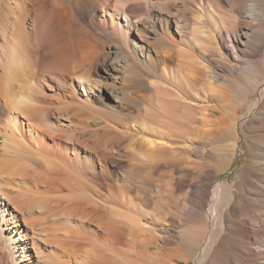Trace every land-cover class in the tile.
<instances>
[{
	"label": "bare ground",
	"instance_id": "bare-ground-1",
	"mask_svg": "<svg viewBox=\"0 0 264 264\" xmlns=\"http://www.w3.org/2000/svg\"><path fill=\"white\" fill-rule=\"evenodd\" d=\"M120 77L155 94L156 134L104 127L115 149L78 117ZM0 112L5 264H264V0H0ZM219 133L228 154L207 161L195 134ZM237 152L236 180L214 184ZM145 172L170 192L148 224L116 183Z\"/></svg>",
	"mask_w": 264,
	"mask_h": 264
},
{
	"label": "rangeland",
	"instance_id": "rangeland-1",
	"mask_svg": "<svg viewBox=\"0 0 264 264\" xmlns=\"http://www.w3.org/2000/svg\"><path fill=\"white\" fill-rule=\"evenodd\" d=\"M120 79L123 80L124 78H121L120 77ZM120 79L117 80V90H118L117 91V93H118L117 97H119V98H116L115 100H113V99L110 98L107 101V103H106L105 106H100L99 108L98 107H95V108L93 107V112L91 110L88 111L87 109H84V110H82V112L80 111L81 112V115L78 117V118H80V119H78L80 122H83L85 124V126L90 127L89 129L96 130V131H98L100 133V134L98 133L99 135L96 136L97 138H100L101 139V136L103 135V137L105 138V140H108L107 141V145L114 146L113 148H115V149H117V147H116L117 144H115V141L116 140H114L111 137V134L109 133L108 129L106 130L107 132H103L102 129H104V127L107 128V126H108V128H111L113 126L114 127H117L118 126L117 129L119 128V131H121V133H124V132L125 133L126 132L127 133H132V134L134 133L133 136H135V138H139L140 137L142 139H144L145 137H149V136H150V138L151 137L153 138V135L156 134V132L152 131L148 127H147L148 129L145 128L144 125H143V124H148V122H149L148 119H151L152 118L153 120H155V118H153L152 116H149L150 117L149 118L147 116L148 114L145 113V110L150 109L148 111H151V108L152 107H153L152 110L153 111H156V107L155 106L158 105V104L156 103L157 100L155 101L153 99L154 96H155V94L152 91H147V89L145 90L142 87L141 88L140 87H134V88H132V86L129 85L130 83H128V80L127 79H124L123 81L120 80ZM228 86L229 85H227V86L226 85L225 86L222 85L221 86L222 88H220V91L222 89V92H223V95H224L223 96V99L225 100V102H226L225 104H227V105L230 104L229 102H231V100L233 98V93H232L233 92V89H230V86L229 87ZM137 90L140 91V92H141V90H143V91L140 93ZM80 91L82 92L81 89H80ZM135 91L137 92V95L136 96H134V94L136 93ZM132 92L133 93L135 92V93L133 94ZM121 93H122V95H120ZM147 93L149 95H150V93L152 94V95H150V97L153 96L152 99H150L147 96ZM132 94L134 96V99H133ZM138 94L141 95V96H139V98L136 99L137 96H138ZM144 95L147 96L148 102L145 101L146 97ZM85 96L86 95L83 94L82 97H85ZM142 96L145 97L144 100H142L143 98L141 99ZM121 97L124 99V101L122 100ZM131 99H133V100H131ZM135 100H138V103ZM151 100H152L153 103H155L154 105L152 104V102L151 103L149 102ZM253 100H254V97L253 96L250 97V100L249 101L251 102ZM142 101H144V102H142ZM137 104H138V106H137ZM149 104H150V108H149ZM208 105H210V104H208ZM181 111H182V109H181ZM243 112L246 113V109H244ZM95 113H96V115H95ZM97 113H99V114H97ZM185 113H186V111H184V113H182V114H185ZM177 114L178 113H176L175 116H174L175 121H174V118H172L173 119L172 120L173 125H175L179 130L180 129L181 130L183 129L182 132L185 135L186 134L187 135L189 134V135H191L193 137L194 136L193 133H195V132L193 131V129H191V127L189 126V124H187V122H190L189 120L187 121L188 118L185 119L181 115L182 117L180 116V119L182 118L181 120H183V121H181L182 122L181 123L180 122V119H179V117H178ZM176 115H177L178 118L176 117ZM179 115H180V113H179ZM185 115H187V114H185ZM0 117H1L0 118V124H1V122L4 121L2 112H0ZM217 117H219V116L217 115ZM177 119H179V120H177ZM138 123H139V125H138ZM178 123H179V125H178ZM131 124L132 125H135V126H139V128L136 129V130H134L135 132L134 131L133 132L132 131H126L127 127L130 126ZM183 127H185L186 129L183 128ZM0 130L2 131L3 130V127H1ZM152 133H154V134H152ZM104 135H106V136H104ZM194 140L196 141V143H195L196 145H198V146L199 145L200 146L202 145L201 148H200V151H204V157H207V161H209L211 159L213 160L214 158L217 159L218 157H216V156L225 157L228 154L227 148H225L226 147L225 146L226 145V142H225L224 136L222 134H220V133L219 134H215L214 136H203V135H200L199 134L197 136V138H196V134H195ZM129 144L131 146V143H129ZM129 144H128V146L127 145H122L121 147H119L120 148L119 149L120 150V154L122 153L121 154L122 156L119 157L118 159H120V160H131L133 158V157L131 158V153H130L132 146L134 148L138 149L140 147V145H139V143H135L134 142L133 145L130 147ZM196 145H194V147H196ZM220 145H222L223 147L220 146ZM203 147H204V149H203ZM198 153H199L198 152V149L195 151V148H194V151L192 153H186V154L184 153V154L187 157H190V159L192 161H195L196 160L195 155H197ZM180 162H182V161L180 160ZM244 163H245V154H243V153L242 154H239V152H237L236 156L233 158V160L230 163L229 167L227 169H225L224 171H222V172H220V173H218V174H216L214 176V178H213L214 184H217L219 182L220 183H226V184L227 183L234 182L236 180V178H237V175H238L239 171H241ZM120 171L121 170H118L117 172L120 173ZM138 176L139 177H136L134 179L127 178L129 180H126L125 177H124L125 179L123 178L124 180L122 179V177H118L117 180H116L117 181L116 183L118 184L119 181L120 180L121 181L119 183L120 185L119 184L118 185L116 184V185H117L118 188H119V186L123 185V191L124 192L122 193V204H123L124 207H127L128 209H130V212L128 214L130 216H132V217H134V216L136 217L137 216L138 218H141L145 224H148L150 222L149 215L152 214V212H154V208L158 209V208H161L159 206H164V208H166V210H169V208H170V204H169L170 201L168 202V199H167V197H166L165 194H169L170 192L167 190L168 183L166 182L167 180H166L165 176H163V175L161 176L160 175V178H159V176H157V175L154 176L153 174L150 175V173H147V172H145L144 174L143 173H140V175H138ZM154 177H158V178H156L158 180H156V179L154 180ZM151 180H152V182H150ZM164 180H166V181H164ZM127 181H129L131 184H129V182H127ZM152 183L154 184V186H153ZM127 184H128V187H127ZM163 184L166 185V186H164ZM155 185L157 186V189H156V186ZM87 186H83L81 189L83 190V188H84V190L89 191L90 187H88V189H87ZM156 194H161V196L163 195L162 197H160L163 200H161L160 198H159L160 200L158 198L156 199V196H155ZM163 197L166 198V199H164ZM152 198H153V201H152ZM155 199L157 201L159 200V202L161 201L163 205H161V203L158 202L159 205L157 206ZM163 201H166V202H163ZM164 203H166V204H164ZM167 203L169 205H167ZM153 205H155V206L153 207ZM168 206H169V208H168ZM133 214H135V215L133 216ZM120 247L122 248V250H126V246H122L121 245ZM138 249H139V247H138ZM1 264H5L3 259L1 261ZM189 264H191V263H189Z\"/></svg>",
	"mask_w": 264,
	"mask_h": 264
}]
</instances>
